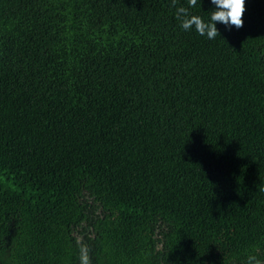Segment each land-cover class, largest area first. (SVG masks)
Here are the masks:
<instances>
[{
  "label": "trees",
  "instance_id": "1",
  "mask_svg": "<svg viewBox=\"0 0 264 264\" xmlns=\"http://www.w3.org/2000/svg\"><path fill=\"white\" fill-rule=\"evenodd\" d=\"M175 12L0 0V264L264 260V0Z\"/></svg>",
  "mask_w": 264,
  "mask_h": 264
},
{
  "label": "clouds",
  "instance_id": "2",
  "mask_svg": "<svg viewBox=\"0 0 264 264\" xmlns=\"http://www.w3.org/2000/svg\"><path fill=\"white\" fill-rule=\"evenodd\" d=\"M198 0H188L189 7H177L176 0H172V7L176 9L175 16L180 27L185 31L195 28L196 32L208 39H215L220 33L217 24L235 26L237 29L243 27L244 13L246 11V0H211L215 9L210 12V20L206 22L202 17L190 13L189 8L195 7ZM80 264H90L89 248L81 244ZM246 264H264V260L257 255H248Z\"/></svg>",
  "mask_w": 264,
  "mask_h": 264
}]
</instances>
